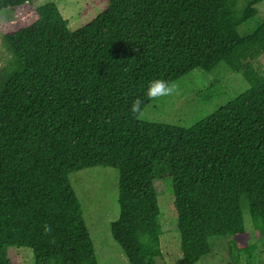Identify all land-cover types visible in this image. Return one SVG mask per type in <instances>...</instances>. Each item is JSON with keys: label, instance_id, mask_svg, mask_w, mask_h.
<instances>
[{"label": "trees", "instance_id": "1", "mask_svg": "<svg viewBox=\"0 0 264 264\" xmlns=\"http://www.w3.org/2000/svg\"><path fill=\"white\" fill-rule=\"evenodd\" d=\"M103 10L71 31L54 3L0 0L10 10L1 41L0 264L9 248L34 264H98L69 174L118 171V218L110 234L129 264L161 259L156 180H169L184 264L210 253L209 238L229 236L234 264L251 256L241 209L264 244V20L238 29L264 0H102ZM32 15L29 25L21 14ZM249 87L189 128L139 120L156 97L150 83L171 86L219 63ZM141 111L131 112L134 101Z\"/></svg>", "mask_w": 264, "mask_h": 264}, {"label": "rangeland", "instance_id": "2", "mask_svg": "<svg viewBox=\"0 0 264 264\" xmlns=\"http://www.w3.org/2000/svg\"><path fill=\"white\" fill-rule=\"evenodd\" d=\"M54 3L71 31L77 30L94 19L104 8L102 0H37L36 7ZM258 14L241 25V36L251 33L264 20V2L256 6ZM35 18L21 14L19 24L29 25ZM10 10L0 12V67L11 58L4 48L1 36L8 23L17 22ZM254 69L264 73V55L252 63ZM172 92L156 97L139 116L144 122H156L189 128L213 114L249 87L241 73L219 63L210 72L195 70L174 82ZM69 182L83 210V217L94 243L98 264H129L120 247L110 234V224L118 218V171L110 167L87 168L70 173ZM154 187L160 209V250L162 257L156 264H184L180 252L177 217L173 208L170 181L156 180ZM246 230L250 244L256 245L251 256H241L238 264H264V244L258 239L251 224L246 197L241 198ZM210 253L197 264H234L229 253V236L209 238ZM8 257L16 264H34L32 252L25 248H9Z\"/></svg>", "mask_w": 264, "mask_h": 264}, {"label": "clouds", "instance_id": "3", "mask_svg": "<svg viewBox=\"0 0 264 264\" xmlns=\"http://www.w3.org/2000/svg\"><path fill=\"white\" fill-rule=\"evenodd\" d=\"M173 88L165 80L157 79L150 83L146 95L149 97L166 96L172 92ZM142 101L137 99L131 106V112L137 114L141 111Z\"/></svg>", "mask_w": 264, "mask_h": 264}]
</instances>
